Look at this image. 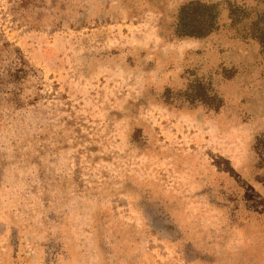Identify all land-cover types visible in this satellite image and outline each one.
<instances>
[{"label": "rangeland", "instance_id": "1", "mask_svg": "<svg viewBox=\"0 0 264 264\" xmlns=\"http://www.w3.org/2000/svg\"><path fill=\"white\" fill-rule=\"evenodd\" d=\"M255 25L264 0H0V264H264Z\"/></svg>", "mask_w": 264, "mask_h": 264}, {"label": "trees", "instance_id": "2", "mask_svg": "<svg viewBox=\"0 0 264 264\" xmlns=\"http://www.w3.org/2000/svg\"><path fill=\"white\" fill-rule=\"evenodd\" d=\"M215 27V15L213 10L207 6L189 4L184 6L178 15L177 32L182 37H202L209 34ZM257 37L264 50V28L260 29Z\"/></svg>", "mask_w": 264, "mask_h": 264}]
</instances>
